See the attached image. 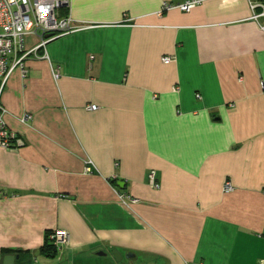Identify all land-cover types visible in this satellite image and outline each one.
<instances>
[{"label": "crops", "instance_id": "crops-1", "mask_svg": "<svg viewBox=\"0 0 264 264\" xmlns=\"http://www.w3.org/2000/svg\"><path fill=\"white\" fill-rule=\"evenodd\" d=\"M186 1L70 0L81 27L12 71L0 103L24 144L0 147V256L264 264V17L251 0L160 13ZM56 230L69 241L53 258Z\"/></svg>", "mask_w": 264, "mask_h": 264}, {"label": "built area", "instance_id": "built-area-1", "mask_svg": "<svg viewBox=\"0 0 264 264\" xmlns=\"http://www.w3.org/2000/svg\"><path fill=\"white\" fill-rule=\"evenodd\" d=\"M205 0H189L180 5L163 4L162 11L179 9L183 12H189L191 9L201 4ZM251 10L259 9L261 12L254 15V19L264 17V0L249 1ZM70 6V0H0V97L5 84L16 68H19L23 75L25 74L24 60L31 54H35L38 48L44 47L49 41L60 36L76 31L81 26L74 24L67 14ZM264 28V26H262ZM26 36H35L39 39L38 46L30 51L24 50V38ZM161 61L164 64L171 62L170 57H163ZM57 77V73H53ZM95 106H89L88 110H95ZM6 110L0 103V147L4 149H13L16 146L24 144L23 140L16 138L9 130L4 121ZM31 120V116L25 114L21 123ZM94 168L90 160L86 161L84 172L92 173ZM148 182L154 189H159L155 180V173L151 172L148 176ZM232 191L230 182L223 185V192ZM119 201L123 205L136 202L128 195L121 194L115 189ZM3 194L0 192V198ZM69 235L66 231L56 230L48 236L49 243L59 254L68 244Z\"/></svg>", "mask_w": 264, "mask_h": 264}, {"label": "water", "instance_id": "water-1", "mask_svg": "<svg viewBox=\"0 0 264 264\" xmlns=\"http://www.w3.org/2000/svg\"><path fill=\"white\" fill-rule=\"evenodd\" d=\"M113 255L117 260H120L121 256L119 253L114 252ZM131 255H127L126 257L128 258ZM17 256L14 255H5V256H0V261L2 264H14L15 259H17Z\"/></svg>", "mask_w": 264, "mask_h": 264}, {"label": "trees", "instance_id": "trees-1", "mask_svg": "<svg viewBox=\"0 0 264 264\" xmlns=\"http://www.w3.org/2000/svg\"><path fill=\"white\" fill-rule=\"evenodd\" d=\"M46 256L55 257L56 256V249L49 243L48 238L45 239V245L41 249Z\"/></svg>", "mask_w": 264, "mask_h": 264}, {"label": "bare ground", "instance_id": "bare-ground-1", "mask_svg": "<svg viewBox=\"0 0 264 264\" xmlns=\"http://www.w3.org/2000/svg\"><path fill=\"white\" fill-rule=\"evenodd\" d=\"M68 14V13H67ZM69 15V14H68ZM71 18V17H70Z\"/></svg>", "mask_w": 264, "mask_h": 264}]
</instances>
